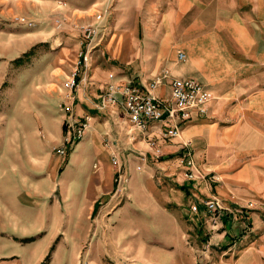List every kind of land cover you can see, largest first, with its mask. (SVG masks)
Here are the masks:
<instances>
[{
    "label": "rangeland",
    "instance_id": "obj_1",
    "mask_svg": "<svg viewBox=\"0 0 264 264\" xmlns=\"http://www.w3.org/2000/svg\"><path fill=\"white\" fill-rule=\"evenodd\" d=\"M86 25L101 28L86 85L106 60L148 83L183 69L239 96L264 91V0H0V264H264V205L218 199L208 212L201 190L218 180L191 142L192 178L172 156L140 167L123 144L117 165L100 148L99 166H67L65 83Z\"/></svg>",
    "mask_w": 264,
    "mask_h": 264
},
{
    "label": "crops",
    "instance_id": "obj_2",
    "mask_svg": "<svg viewBox=\"0 0 264 264\" xmlns=\"http://www.w3.org/2000/svg\"><path fill=\"white\" fill-rule=\"evenodd\" d=\"M116 51L115 55L118 58L122 55L121 50ZM178 52L184 53L182 50H177ZM177 53L176 61H178ZM127 61L130 62L129 59ZM121 67L118 64L114 66L106 60H99L98 65L95 64L91 70L90 82L95 87L92 84L86 85L85 76L79 80V86L74 93L71 116L74 122L88 117L89 129L84 137L73 145L67 157V166L81 167L87 163L99 166L95 160L102 162L101 158L106 157L102 155V151H98L100 148H103L109 157L112 150H116L118 156L124 159L122 151L125 149L120 147L121 144L135 154L143 151L151 157L144 142L152 138L160 141V127H151L146 133L136 129L126 120L121 106L110 107L106 111H95L94 97L101 94L106 84H125L133 81L146 86L151 82L127 75L119 70ZM169 73L172 78H189L204 85L212 93L213 100L207 118H197L189 122L177 138L163 146L164 158L172 156L171 161L180 166L179 159L185 152L183 147L191 142L194 156L201 161L205 160L207 174L212 173L218 180L215 191L210 193L207 189L201 190L207 200L220 199L226 205L230 202L237 204L239 208L250 202H257L259 208H262L261 205H264V91L249 92L239 96L234 91L219 89L208 79L186 76L187 72L183 69H176L175 76L172 75L173 72L169 71ZM169 82L170 79H166L154 95L168 99ZM69 119L71 117L64 114L61 120L62 123H66ZM107 139H109L108 144L104 147L103 142ZM195 163L197 164L196 161ZM158 210L160 215L169 216L171 221L170 212L161 208ZM169 261L173 262V259ZM148 263L155 264L156 261L154 258H149Z\"/></svg>",
    "mask_w": 264,
    "mask_h": 264
},
{
    "label": "built area",
    "instance_id": "obj_3",
    "mask_svg": "<svg viewBox=\"0 0 264 264\" xmlns=\"http://www.w3.org/2000/svg\"><path fill=\"white\" fill-rule=\"evenodd\" d=\"M96 21L102 20V14L95 15ZM82 40L80 45L84 46L77 55L75 68L65 83L67 93L65 94L66 106L63 108L65 114L71 119L67 120L66 125L72 131V136L66 139V142L74 140V144L79 142L89 129L88 117L81 121L73 120L72 105L75 100L74 92L79 86V69L87 67L89 60V46L93 39L101 33V28L95 25H86L81 27ZM102 39V36L100 37ZM186 56L182 52L177 53V60L184 61ZM84 78V77H83ZM166 79H170V97L163 99L156 97V91ZM213 100L212 93L202 84L189 78H172L168 71H163L156 76L148 85H139L133 81L125 84L109 83L105 85L104 90L94 104L96 111H106L110 107L121 106L130 125L136 129L145 132L154 126L160 127V141L152 138L148 139L150 156L140 153L138 156L139 165L143 167L148 160H159L164 157L163 146L171 140L178 137L182 129L189 122L199 118H207L209 115V106ZM188 144L183 147L185 153L179 159V164L190 178L196 171V163L192 154L187 150ZM67 147L59 146L55 149V154L59 157L65 156ZM118 151L112 150L111 162L117 165L120 162ZM206 210L218 214L222 209V204L217 199H210L205 202ZM196 211V208H193Z\"/></svg>",
    "mask_w": 264,
    "mask_h": 264
}]
</instances>
